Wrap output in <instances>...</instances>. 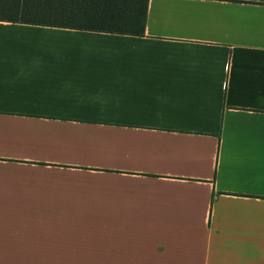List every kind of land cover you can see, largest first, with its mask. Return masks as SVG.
Wrapping results in <instances>:
<instances>
[{
  "label": "crops",
  "instance_id": "1",
  "mask_svg": "<svg viewBox=\"0 0 264 264\" xmlns=\"http://www.w3.org/2000/svg\"><path fill=\"white\" fill-rule=\"evenodd\" d=\"M0 264H264V0L0 21Z\"/></svg>",
  "mask_w": 264,
  "mask_h": 264
},
{
  "label": "trees",
  "instance_id": "2",
  "mask_svg": "<svg viewBox=\"0 0 264 264\" xmlns=\"http://www.w3.org/2000/svg\"><path fill=\"white\" fill-rule=\"evenodd\" d=\"M148 0H0V21L142 36Z\"/></svg>",
  "mask_w": 264,
  "mask_h": 264
}]
</instances>
